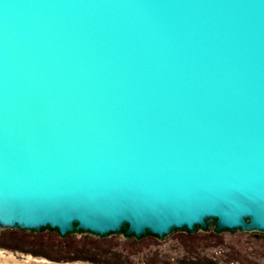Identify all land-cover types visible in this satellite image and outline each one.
Segmentation results:
<instances>
[{"label": "water", "instance_id": "obj_1", "mask_svg": "<svg viewBox=\"0 0 264 264\" xmlns=\"http://www.w3.org/2000/svg\"><path fill=\"white\" fill-rule=\"evenodd\" d=\"M264 233V0H0V228Z\"/></svg>", "mask_w": 264, "mask_h": 264}, {"label": "rangeland", "instance_id": "obj_2", "mask_svg": "<svg viewBox=\"0 0 264 264\" xmlns=\"http://www.w3.org/2000/svg\"><path fill=\"white\" fill-rule=\"evenodd\" d=\"M1 229V228H0ZM6 230H13V229H6ZM20 233L16 235H6V240H13L20 243H30L35 245H44L47 246L50 244V240L56 241V244L62 243L66 239H80L82 237H85L87 239L94 238L97 236H94L90 232L85 231H73L71 233H68L64 236H61L58 234L56 230L50 231V230H44L42 232H32V231H26V230H18ZM180 230H177L163 238H158L155 235L146 234L144 236H141L139 238L131 235L126 236L123 234V232L120 233H110L105 236H100L99 238H105V239H118V240H126L131 239L140 243V241L145 240L147 243V240H153L157 241L156 246L163 251H167L168 253V259L169 262H159L157 264H237L238 260L235 257L227 258V255L225 254V251L229 250V247H225L224 244L221 242L215 243L218 239H222L227 244L236 245L235 247L241 246L239 245V241L242 243V251L247 252L246 256L248 257V260L260 262L261 264H264V233L258 232V231H237L235 233H230L228 230H222L221 232L214 231L213 227H209L207 232L200 230L196 233L194 236L196 242H197V249L198 254L200 256H204L205 259L197 258L196 256H193L194 254H191L189 259H195L193 262H180L178 261L177 257L181 256V253L184 251L181 250L179 245L177 244V241L181 243V239L178 237L180 235ZM59 241V242H58ZM58 242V243H57ZM200 242V244H199ZM209 243L213 242V244H210L209 246H204L203 243ZM79 243V242H78ZM85 244H90V242H85ZM109 242L105 241L103 242V245H107ZM140 245V244H139ZM155 246V247H156ZM231 249V248H230ZM144 254L147 251L146 247H143ZM230 253L232 255L235 254V249H231ZM237 257V256H236ZM144 260L142 258L141 261L135 259L134 264H143ZM242 264V262H239ZM244 264L246 263L245 259H243ZM0 264H109L104 262H90L88 260H84L82 258H66L65 256H56V258H50L42 254L41 252H30L27 250L21 251V250H10L8 248H4L0 246ZM111 264H117V263H111Z\"/></svg>", "mask_w": 264, "mask_h": 264}, {"label": "flooded vegetation", "instance_id": "obj_3", "mask_svg": "<svg viewBox=\"0 0 264 264\" xmlns=\"http://www.w3.org/2000/svg\"><path fill=\"white\" fill-rule=\"evenodd\" d=\"M209 227L211 226H208V228ZM212 227L214 231H216L214 225H212ZM208 228L207 229L200 228L196 232H185L183 230H180L181 233L178 237L181 239L182 242L179 243L177 241V244L184 252L181 253V256L177 257L178 261L193 262V260L195 259L188 258L191 256V254H194L193 256H196L197 258H199V260L205 259L204 256H200L198 254L199 252L198 249L196 248L197 242L194 236L200 230L207 232ZM221 231H216V232H221ZM19 233L20 232L16 229L13 230L0 229V246L15 251L27 250L33 253L41 252L42 254L50 258H56V256H63V257L65 256L66 258H71V257L82 258L90 262H104L109 264L111 263L134 264L135 259L141 261L142 258L144 260L143 264H157L161 261L163 262L170 261L168 259L167 251L161 252L158 246H156L157 241H153V240H147V243L145 240L140 241V243H135L137 242V240L136 241L131 239L118 240L113 238L105 239V238H99L97 236L90 239H87L85 237H82L80 239H66L64 240L62 245L61 242L59 241L58 242L60 244L58 245L56 244V241L50 240V244L44 246V245H35V244L23 243V242L20 243L13 240L5 239L6 235L12 236ZM105 241L109 242V244L103 245V242ZM85 242H90V244L89 245L85 244ZM218 242L224 244L225 247L227 246L229 247V250L225 251V254L227 255V258H232V257L237 258L238 260L237 264H240L239 262H242V264H244L243 259H245L246 263L248 264H261L260 262L248 260V257L246 256L247 252L242 251L243 248H242V243L240 241L238 242L239 245L241 244L239 248L235 247L236 245L225 243V241L222 239H218L215 243ZM203 244L204 246H209L210 244H213V242H209V243L205 242ZM143 247L147 248V251L144 254H142V252L144 251ZM230 248L235 249L236 255H232L230 253V251H232Z\"/></svg>", "mask_w": 264, "mask_h": 264}]
</instances>
